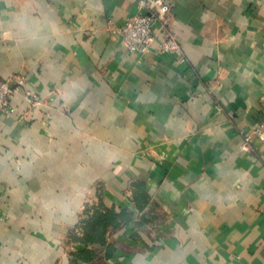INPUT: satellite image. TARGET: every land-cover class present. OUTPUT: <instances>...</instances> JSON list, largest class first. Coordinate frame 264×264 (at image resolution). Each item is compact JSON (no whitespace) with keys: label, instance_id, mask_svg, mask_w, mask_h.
<instances>
[{"label":"crops","instance_id":"obj_1","mask_svg":"<svg viewBox=\"0 0 264 264\" xmlns=\"http://www.w3.org/2000/svg\"><path fill=\"white\" fill-rule=\"evenodd\" d=\"M170 1L185 60L136 0H0V264H264V0Z\"/></svg>","mask_w":264,"mask_h":264},{"label":"built area","instance_id":"obj_2","mask_svg":"<svg viewBox=\"0 0 264 264\" xmlns=\"http://www.w3.org/2000/svg\"><path fill=\"white\" fill-rule=\"evenodd\" d=\"M138 10L126 17L124 24L118 29L122 35V44L126 51L148 53L155 43L160 51L181 56L185 60L183 45L172 26V2L170 0H136ZM18 86H12L7 80L0 79V112L13 116L17 107L13 103ZM33 103H40L39 96L28 91ZM253 134L264 137L262 129L257 127L252 133L245 134L246 142L251 141Z\"/></svg>","mask_w":264,"mask_h":264},{"label":"trees","instance_id":"obj_3","mask_svg":"<svg viewBox=\"0 0 264 264\" xmlns=\"http://www.w3.org/2000/svg\"><path fill=\"white\" fill-rule=\"evenodd\" d=\"M85 214V217L81 220V227L85 225L91 239L99 238V241H102L101 239L106 231L108 232L109 230L111 232L120 226V222L118 221L120 214L114 211L103 212L100 208H95L94 210L87 208ZM84 254L91 256L93 250L89 249Z\"/></svg>","mask_w":264,"mask_h":264}]
</instances>
